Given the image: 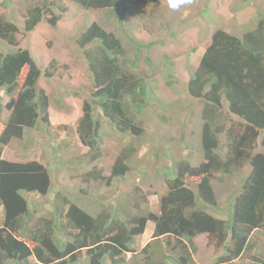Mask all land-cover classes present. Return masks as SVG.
Segmentation results:
<instances>
[{
  "label": "trees",
  "instance_id": "obj_1",
  "mask_svg": "<svg viewBox=\"0 0 264 264\" xmlns=\"http://www.w3.org/2000/svg\"><path fill=\"white\" fill-rule=\"evenodd\" d=\"M123 1L76 0V3L84 10L114 15V23L120 27L131 15L129 5ZM126 1L134 5L164 0ZM2 6L6 8L7 1ZM68 11L70 8L64 0H35L27 10L24 34L34 32L41 23L57 29ZM258 16L256 28L242 37L216 30L199 67L189 74L187 92L194 103L203 102L206 110L201 162L192 165V151L188 155L171 153L172 160L166 168H172V172L166 174H171L172 179L167 181V190L159 197L156 209L150 205L144 209L142 205L148 204L149 193L124 182L134 171L131 163L137 153L129 146L117 157L109 177L93 167L84 179L88 188L81 190L94 198L89 194L97 196L90 191L92 186L97 188V183L114 180L121 184L114 212L112 206L94 214L93 208L83 207L79 202L82 199L70 201L64 192H58L52 217L42 227L30 225L36 209L31 208L32 204L21 192L33 194L34 198L50 194L56 173L67 164L61 157L62 151L71 147L73 136L68 132L60 145L52 148L53 161L48 164L12 162L3 159L2 153L27 133L41 132V137L46 139L55 129L67 130L68 127L54 122L51 113L53 106L60 111L70 108L63 97H50L41 87V79L51 78L52 73L43 71L29 48H19L18 22L9 13H3L0 17V41L4 42V45L0 42V204L4 218L0 228V264H32L31 258L40 264H107L108 259L111 264H124L122 255L136 253V237L145 233L148 224L153 225L152 242L156 251L165 241L171 244L177 239L180 251L188 253L197 248L201 236H207L211 245L225 251L216 264H235L245 253L252 252L255 255L250 258L264 264L256 237L257 233H264V150H260L264 148V11L259 9ZM76 38L74 44L87 65L93 89L83 102V114L73 130L90 153L73 165L81 168L94 165L101 157L102 119L123 134L146 135L145 121L140 117L155 102L147 84V80L155 77V70L151 74L139 70L138 57L136 61L127 60L124 40L114 29L105 30L101 24L92 23ZM131 40L138 51L157 45V42L141 44ZM144 61L153 65L149 57ZM75 95L80 96L78 92ZM225 102L229 114L240 121L225 116L220 127L217 121ZM5 110L9 112L6 117ZM185 135L183 132L182 140ZM153 151L155 168L160 170L167 149ZM226 176L240 177L241 185L236 198L223 211L215 183ZM219 212H226L227 219L217 218ZM151 245H146L141 253L146 254ZM177 259L172 258L171 262ZM131 264L165 263H151L147 259L144 263L133 260Z\"/></svg>",
  "mask_w": 264,
  "mask_h": 264
},
{
  "label": "rangeland",
  "instance_id": "obj_2",
  "mask_svg": "<svg viewBox=\"0 0 264 264\" xmlns=\"http://www.w3.org/2000/svg\"><path fill=\"white\" fill-rule=\"evenodd\" d=\"M5 1H7L6 8L2 6ZM34 1L0 0V17L3 13H9L15 18L21 29V33L17 36L19 48H29L43 71L52 73L51 78L43 77L40 85L50 97L65 99L70 111H60L53 106L51 114L57 125L68 128L67 130L55 129V132L49 131L46 139L41 137V132L27 133L23 138L15 140L8 148H5L2 158L12 162L38 161L48 164L53 161L52 148L60 145L68 132L73 136V141L70 148L62 151L61 157L67 164L56 173L52 190L48 196L34 198L36 196L33 197V194L28 195L26 192H21V195L27 197L29 203L32 204L31 208L36 209L30 225L43 227L44 221L51 219L54 204L59 199L58 192H64L70 201H75V198L82 199L79 202L88 210L93 208L94 211H91L94 214L105 207L112 206L114 212L119 195L117 190L121 184L115 183L114 180L97 183V188L92 186L93 188L90 189L91 192L97 194V196L89 194L94 198H89L87 193L81 190L87 187L84 179L93 167L102 170L104 177H109L117 157L125 147L129 146L135 148L137 153L131 163L134 171L124 179V182L134 189L139 187L142 193H149L148 204L142 205L144 209L149 205L156 209L159 197L167 190V181L172 179L171 174H166L168 171L172 172V168H166L172 160L171 153H174V156L183 152L188 155L192 151V157L194 156L192 165L201 162L200 147L206 110L203 102L194 103L187 92L186 82L190 78L189 74L199 67L201 57L211 43L212 35L216 30L222 29L240 37L253 31L258 23V10L264 11V0H249V3H244L242 0H192L191 4L182 6L176 11L168 7L167 0L157 4L134 5L124 0L123 4L129 5L131 15L120 27L115 25L114 15L108 16L102 11L84 10L77 5L76 0H64L70 11L59 22L57 29H52L47 23H41L34 32L24 34L27 10ZM92 23L101 24L105 30L114 29L115 33L124 40L126 59L136 61L137 57L139 58L137 61L139 70L148 74L155 70V77L147 80L155 102L144 111L146 114L140 117L145 121V136L135 137L123 134L102 119L101 157L94 165L80 168L73 165L80 157L90 155V153L80 144L73 130L76 129L78 120L83 114V102L91 96L93 89L87 65L83 62L74 43L76 37ZM131 39L141 44L157 42V45L149 50L138 51V46L132 43ZM0 42L4 45L3 41ZM146 57L152 59V66L144 61ZM169 73H171V78ZM167 82H170V85ZM76 92L80 96H76ZM6 101L7 99L5 103ZM98 111L97 114H100ZM8 115L9 112L5 110L3 116ZM225 116L236 122L240 121L238 117L228 113L227 102L224 104L222 116L221 114L218 116L217 124L220 127ZM227 125L231 123L228 122ZM236 128L239 127L236 125ZM183 132L186 133L184 140L181 139ZM23 146L28 148L24 149ZM162 147L167 149L168 153L165 158L162 157L163 163L158 170L155 168L157 163L154 161L152 151ZM260 150L264 148L260 147ZM70 164L73 168L67 169V165ZM52 172L54 174L55 170ZM239 180L240 177L228 178L226 176L221 181H216L219 207L223 211H226L228 203L238 195V188L241 185ZM216 215L219 219H227L226 212H219ZM3 218V205L0 204V228ZM150 232L151 228L148 227L142 237L141 235L136 237V253L123 254L124 264H131L133 260L144 263L147 259L151 263L173 264L171 259L178 257H185L187 264H216V259L225 252L224 248L211 245L207 236H201L196 242L197 248L191 249L192 251L188 253L180 251L177 239L172 240L175 245L165 241L157 247L160 248L158 251L154 249L153 244L149 246L146 254L141 253L142 247L151 241L152 233ZM256 237L260 243L259 257L264 259V233L259 232ZM147 238L149 239L146 240ZM251 255L255 253H245L235 261V264H257L250 258ZM31 261L32 264H40L35 262L34 258H31ZM107 264H111L109 259Z\"/></svg>",
  "mask_w": 264,
  "mask_h": 264
},
{
  "label": "clouds",
  "instance_id": "obj_3",
  "mask_svg": "<svg viewBox=\"0 0 264 264\" xmlns=\"http://www.w3.org/2000/svg\"><path fill=\"white\" fill-rule=\"evenodd\" d=\"M167 2H168V7L171 9V10H173V11H176V10H179L182 6H185V5H189V4H191V2H192V0H167ZM204 55V54H203ZM203 55H202V57H203ZM202 57H201V59H202ZM200 62H201V60H200ZM200 65V64H199ZM229 111V110H228ZM229 113V112H228ZM231 115V114H230ZM234 116V115H233ZM237 117V116H236ZM147 231V230H146ZM145 231V232H146ZM145 234V233H144ZM143 234V235H144ZM143 235H141V237L143 236ZM152 235H153V233H152ZM153 239L151 238V241H149L147 244H145V246L144 247H146V245H148V244H153ZM144 247H142V249L144 248ZM186 259H185V257H178V259H177V261L176 262H174L173 264H187V262L185 261ZM172 262H173V260H172Z\"/></svg>",
  "mask_w": 264,
  "mask_h": 264
},
{
  "label": "crops",
  "instance_id": "obj_4",
  "mask_svg": "<svg viewBox=\"0 0 264 264\" xmlns=\"http://www.w3.org/2000/svg\"><path fill=\"white\" fill-rule=\"evenodd\" d=\"M148 227H149V229L151 228V232L150 233H153V225L152 224H148ZM148 227H147V229H148ZM149 238H147L146 240H148Z\"/></svg>",
  "mask_w": 264,
  "mask_h": 264
}]
</instances>
